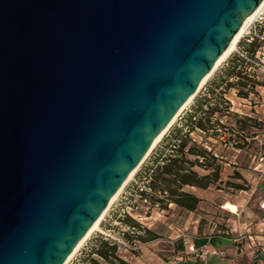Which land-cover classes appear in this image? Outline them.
Instances as JSON below:
<instances>
[{"label": "water", "instance_id": "1", "mask_svg": "<svg viewBox=\"0 0 264 264\" xmlns=\"http://www.w3.org/2000/svg\"><path fill=\"white\" fill-rule=\"evenodd\" d=\"M262 0H0V264H64Z\"/></svg>", "mask_w": 264, "mask_h": 264}, {"label": "trees", "instance_id": "2", "mask_svg": "<svg viewBox=\"0 0 264 264\" xmlns=\"http://www.w3.org/2000/svg\"><path fill=\"white\" fill-rule=\"evenodd\" d=\"M260 44L256 37L249 42L244 39L239 51L231 56L207 90L195 99L190 110L163 138L150 161L139 172V183L133 191L149 202L150 211L146 216H150L154 208L169 210L170 205L189 213L197 211L201 199L187 188L209 189L224 185L229 189H248V181L237 164L223 155L219 146L248 151L258 137V131L264 130L263 120L250 113L237 112L228 98L233 89L238 97L248 99L250 95H259L258 87H264V78L261 81L254 72L247 70L248 59L257 56ZM226 165L234 168L231 178L244 184L223 180ZM120 221L133 228L123 232L128 241L144 244L158 238L156 232L128 213ZM209 241L204 239L200 243L204 245ZM118 249L117 241L100 235L75 264H100L98 257L110 264H132L119 256ZM178 249L183 250L184 246Z\"/></svg>", "mask_w": 264, "mask_h": 264}, {"label": "rangeland", "instance_id": "3", "mask_svg": "<svg viewBox=\"0 0 264 264\" xmlns=\"http://www.w3.org/2000/svg\"><path fill=\"white\" fill-rule=\"evenodd\" d=\"M243 41L244 37H241L234 50L218 65V67L213 71L210 77L197 91L190 103L180 112L174 123L166 131L161 140L144 158L134 175L130 178L129 181L126 182L116 198L112 201V203L106 210L104 217L100 221L99 227L89 235L82 246L73 254V256L66 264H75L76 262H78V260L83 255V252L87 250L93 240L98 238L100 235H108V238L110 239L120 238L125 240L130 247H133L129 250L135 255H138V253L140 252V249L137 248L136 245L142 244L145 247L150 248L154 250L158 256V264H166V262H169L168 264H172L173 261L175 262V264H185V260L189 257L200 259L199 254L205 256V251L202 252V250L207 248H202V245L200 243L202 240L210 239V237L211 239H215L216 235H220V233L218 232L220 226L224 227L225 229L230 228L227 227L226 224H231V219L236 214L230 211L228 208L224 207L226 203H239L243 206L247 205L248 209L252 211L257 218H264V207L262 206L264 202V191L260 186L256 187L257 181L254 180L253 177H251L253 176L252 172H249V170H252V168H249V166L253 163L258 162L259 158L264 156V149L262 148L264 146L263 129L258 131V137L253 141L251 148L248 151L224 149L223 147L219 146V151L229 160L235 162L237 164L238 170L247 179L249 186L247 190H238L234 188L229 189L224 185H219L218 188L220 189L212 187L207 191V193H205L207 199H204V203H202L201 207H199V209L195 212L189 213L181 211L174 205H170V209L164 211H161L158 208H154L153 210H151L150 216H146V213L150 211L149 202H147L146 200H142L140 196L138 194H135L133 191L134 187L139 183V172L150 161L153 153L160 145L163 138L171 131L173 126L180 122V120L190 110L195 102V99L207 90L210 83L227 65V62L231 58V56L240 49ZM248 62V66H250L247 70L251 73L254 72L257 75V78L263 81V44H260L257 56L254 59H248ZM251 106H254V103H252ZM243 110H250V107ZM210 140L214 142L212 139ZM226 167L227 169L224 170L222 174L224 181L232 180L234 182L244 184L241 180L231 178V175L234 171V168L232 166ZM187 189L194 190L192 188ZM125 213L130 214L141 224L156 232L158 234V238L144 244L136 240L128 241L124 239L123 232H130L133 229L132 227H129L127 224L120 221V218H122ZM244 231L246 232V230ZM257 232L262 234L260 229H257ZM234 233L238 234L237 232ZM181 245L184 246L183 250L178 249Z\"/></svg>", "mask_w": 264, "mask_h": 264}, {"label": "crops", "instance_id": "4", "mask_svg": "<svg viewBox=\"0 0 264 264\" xmlns=\"http://www.w3.org/2000/svg\"><path fill=\"white\" fill-rule=\"evenodd\" d=\"M258 92V96L250 95V97L246 99L238 97L236 90L233 89L228 94V98L237 112L250 113L264 121V87L258 88ZM252 103H254V106H251ZM248 107H250V110H243ZM249 168H252V170H249V172L253 174L251 177L257 181L256 187L260 186L264 191V156L260 157L259 161L250 165ZM226 169L227 167L224 168V170ZM192 189L194 190L190 191L201 199L199 205V207H201L202 203H204V199H207L205 193H207L210 188L198 189L192 187ZM234 205L237 207L236 212H234L236 215L231 219V224H226V226L230 228L225 229L220 226L218 230L220 235H216L215 239H211L210 237L208 240H211V243L209 241L207 244L202 245V248H207L202 250V252L205 251V256L199 254L200 259L189 257L185 260V264H264V218H257L256 215L248 209L247 205L243 206L239 203ZM257 229H260L262 234L258 233ZM244 230H246V232ZM118 243L119 256L132 264L159 263L156 252L142 244L136 245V247L140 249V252L138 255H135L129 250L133 247H130L125 240L120 239ZM88 251L89 248L85 250V253ZM94 256L96 255L94 254ZM98 258L100 264H110L108 261L100 257ZM168 263L169 262H166V264ZM172 264H175V262L173 261Z\"/></svg>", "mask_w": 264, "mask_h": 264}, {"label": "bare ground", "instance_id": "5", "mask_svg": "<svg viewBox=\"0 0 264 264\" xmlns=\"http://www.w3.org/2000/svg\"><path fill=\"white\" fill-rule=\"evenodd\" d=\"M264 7V0H262V2L260 3V5L258 6V8L252 12L243 22L241 28L239 29V31L237 32V34L234 36V38L232 39L231 43L229 44V46L227 47V49L225 50V52L221 55V57L216 61V63L214 64V66L212 67V69L210 70V72L208 73V75H206V77L202 80L200 87L204 84V82L210 77V75L213 73V71L218 67V65L234 50V48L236 47L237 43L239 42L240 38L242 37V35L244 34L245 30L247 29V27L249 26V24L254 20L256 14ZM200 89V88H199ZM197 93V92H196ZM195 93V94H196ZM195 94H193L192 96H190L187 101L185 102V104L182 106V108L176 113V115L172 118V120L170 121V123L163 129V131L161 132V134L159 136H157L151 146L150 151L152 150V148L161 140V138L164 136V134L166 133V131L170 128V126L174 123V121L176 120V118L178 117V115L180 114V112L190 103V101L193 99V97L195 96ZM149 154V152H148ZM146 154V156L148 155ZM145 156V157H146ZM139 167V166H138ZM138 167L133 170L130 175L128 176L127 181L130 180V178L134 175V173L136 172V170L138 169ZM125 182V184H126ZM124 184V185H125ZM120 192V191H119ZM117 192L112 199L110 200V202L108 203L106 209L104 210V212L102 213V215L97 219V221L92 225V227L88 230V232L86 233V235L83 237V239L81 240V242L78 244V246L73 250V252L69 255V257L66 259V261L64 262V264H66L69 259L73 256V254L82 246V244L84 243V241L89 237V235L96 230L99 227L100 221L102 220V218L104 217V214L106 212V210L108 209V207L110 206V204L112 203V201L116 198V196L118 195ZM262 206L264 207V202L262 204ZM225 208H228L230 211L232 212H236L237 207L232 204V203H226L224 205Z\"/></svg>", "mask_w": 264, "mask_h": 264}, {"label": "built area", "instance_id": "6", "mask_svg": "<svg viewBox=\"0 0 264 264\" xmlns=\"http://www.w3.org/2000/svg\"><path fill=\"white\" fill-rule=\"evenodd\" d=\"M242 37L248 42L256 37L264 46V7L256 14L254 20L249 24ZM113 240L119 242L120 239L114 238Z\"/></svg>", "mask_w": 264, "mask_h": 264}]
</instances>
